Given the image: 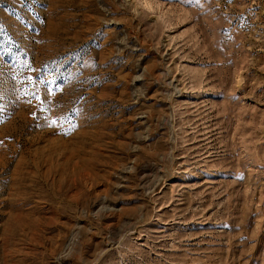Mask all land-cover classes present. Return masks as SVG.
I'll list each match as a JSON object with an SVG mask.
<instances>
[{
	"label": "rangeland",
	"instance_id": "rangeland-1",
	"mask_svg": "<svg viewBox=\"0 0 264 264\" xmlns=\"http://www.w3.org/2000/svg\"><path fill=\"white\" fill-rule=\"evenodd\" d=\"M0 264H264V0H0Z\"/></svg>",
	"mask_w": 264,
	"mask_h": 264
},
{
	"label": "snow or ice",
	"instance_id": "snow-or-ice-1",
	"mask_svg": "<svg viewBox=\"0 0 264 264\" xmlns=\"http://www.w3.org/2000/svg\"><path fill=\"white\" fill-rule=\"evenodd\" d=\"M188 2H189V3H191V2H192V0H188ZM0 122H2V121H0Z\"/></svg>",
	"mask_w": 264,
	"mask_h": 264
}]
</instances>
